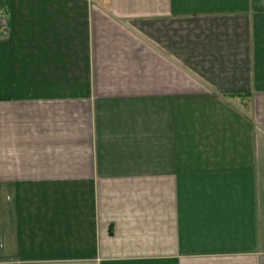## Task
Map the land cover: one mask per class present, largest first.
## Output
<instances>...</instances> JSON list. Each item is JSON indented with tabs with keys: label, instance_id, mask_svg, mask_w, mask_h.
<instances>
[{
	"label": "crops",
	"instance_id": "0c3cea01",
	"mask_svg": "<svg viewBox=\"0 0 264 264\" xmlns=\"http://www.w3.org/2000/svg\"><path fill=\"white\" fill-rule=\"evenodd\" d=\"M0 264H264V0H0Z\"/></svg>",
	"mask_w": 264,
	"mask_h": 264
}]
</instances>
